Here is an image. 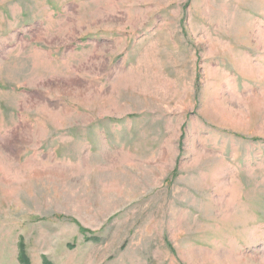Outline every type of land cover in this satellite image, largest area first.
Listing matches in <instances>:
<instances>
[{
  "label": "rangeland",
  "instance_id": "obj_1",
  "mask_svg": "<svg viewBox=\"0 0 264 264\" xmlns=\"http://www.w3.org/2000/svg\"><path fill=\"white\" fill-rule=\"evenodd\" d=\"M23 257L264 264V0H0V264Z\"/></svg>",
  "mask_w": 264,
  "mask_h": 264
},
{
  "label": "trees",
  "instance_id": "obj_2",
  "mask_svg": "<svg viewBox=\"0 0 264 264\" xmlns=\"http://www.w3.org/2000/svg\"><path fill=\"white\" fill-rule=\"evenodd\" d=\"M22 257V256H21ZM23 259L24 260H22V261H24L26 264H28V261L23 257Z\"/></svg>",
  "mask_w": 264,
  "mask_h": 264
}]
</instances>
